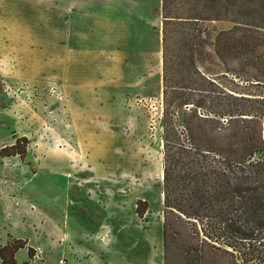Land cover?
<instances>
[{
	"label": "rangeland",
	"instance_id": "rangeland-1",
	"mask_svg": "<svg viewBox=\"0 0 264 264\" xmlns=\"http://www.w3.org/2000/svg\"><path fill=\"white\" fill-rule=\"evenodd\" d=\"M127 2L131 11L150 17L152 28L159 27L162 52L161 0ZM176 7L175 2L171 13ZM222 12L229 21L174 22L167 27L165 95L161 56L159 71L152 63L150 77L135 89L117 81L115 68L114 81L100 97L108 98L101 100L103 108L95 106L91 96L78 105L77 91L62 82L61 68L48 69L44 54L33 61H25L30 56L25 51L21 57L16 51L2 57L11 74L0 73V249L21 242L7 231V224L15 220L48 218L54 233L62 234L66 187L81 188L98 208L117 211L119 220L125 214L130 218L132 209L139 207L144 211L140 218H162L163 223V144L173 140V132L187 142L186 126L206 132L215 127L221 133L251 126L264 142V57L257 66L247 61L248 54L225 53L222 59L215 49L217 34L231 30L235 21L253 24L264 33V0H228ZM228 106L256 117L230 116L224 109ZM208 198L205 212L200 201L194 203L198 218L193 225L168 215L169 232L177 235L168 238L164 264H264V235L256 236L264 232V211H248L237 204L238 198L234 207L227 201L219 204L213 189ZM135 219L143 223L136 215ZM228 219L254 235L228 241L205 238V232L218 231ZM36 252L37 261H43L37 249L25 264ZM9 253L4 251L7 258ZM49 261L66 264L65 258Z\"/></svg>",
	"mask_w": 264,
	"mask_h": 264
},
{
	"label": "crops",
	"instance_id": "crops-1",
	"mask_svg": "<svg viewBox=\"0 0 264 264\" xmlns=\"http://www.w3.org/2000/svg\"><path fill=\"white\" fill-rule=\"evenodd\" d=\"M127 1L0 0V73L11 74L2 61L8 53L21 57L25 51L30 55L25 61L44 54L48 69L61 68L62 82L77 91L78 105L91 96L103 108L101 100L108 98L100 97L114 81L115 68L117 81L133 89L150 77L152 63L159 71V27L152 28L150 17L140 11H131ZM116 212L98 208L81 188H64L62 234L54 233L48 218L7 224L12 238L24 244L14 253L15 264H25L37 249L43 261L29 264H50L51 258H65L66 264H164L163 219L146 221L133 208L130 218L125 214L119 220Z\"/></svg>",
	"mask_w": 264,
	"mask_h": 264
},
{
	"label": "trees",
	"instance_id": "trees-1",
	"mask_svg": "<svg viewBox=\"0 0 264 264\" xmlns=\"http://www.w3.org/2000/svg\"><path fill=\"white\" fill-rule=\"evenodd\" d=\"M178 7L173 13V3ZM228 6V0H161L162 23V58H163V95L167 74L166 59V30L174 23H199L228 20L223 15V9ZM234 27L228 31H220L215 40V49L223 59L225 53H242L249 55L247 61L259 66V57H264L260 46L264 45V33L253 24L235 21ZM252 80V79H248ZM175 90L182 87H174ZM230 97V95H229ZM243 98V97H240ZM186 104V102H182ZM181 104H177L179 107ZM225 112L230 116L234 113L240 116H256L247 110L233 109L228 106ZM218 113V112H214ZM214 116H217L214 114ZM187 142L180 139L173 132V140H164L162 159L163 184V241L164 251L171 235L172 223L168 215L182 223L193 225L198 218V210L194 207L196 201L202 205L201 211H207L208 195L213 189L217 203L230 202L234 207V198L237 204L248 207V211H264V150L259 132L251 126H239L230 133H221L214 127L211 131H202L200 126H186ZM12 147H15L12 146ZM215 182H211L212 180ZM140 202H138L139 204ZM233 203V204H232ZM236 204V205H237ZM139 207L136 213L143 215ZM207 217V215L205 216ZM232 219L225 221L224 226L215 232H205L206 239L228 241L231 238L239 240L250 239L253 232H246L236 227ZM264 225V224H262ZM264 235L263 230L256 236ZM211 237V238H210ZM260 238V237H259ZM24 244L12 248L0 249L2 264H15L14 253ZM235 250V248H232ZM10 251V257L4 254Z\"/></svg>",
	"mask_w": 264,
	"mask_h": 264
},
{
	"label": "built area",
	"instance_id": "built-area-1",
	"mask_svg": "<svg viewBox=\"0 0 264 264\" xmlns=\"http://www.w3.org/2000/svg\"><path fill=\"white\" fill-rule=\"evenodd\" d=\"M38 255H39V253L36 252V254L34 255V257H32V261H33V262L37 261V259L39 258Z\"/></svg>",
	"mask_w": 264,
	"mask_h": 264
}]
</instances>
